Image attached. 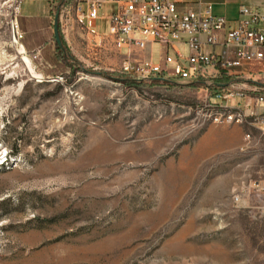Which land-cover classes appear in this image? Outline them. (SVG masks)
I'll use <instances>...</instances> for the list:
<instances>
[{
  "label": "rangeland",
  "instance_id": "1",
  "mask_svg": "<svg viewBox=\"0 0 264 264\" xmlns=\"http://www.w3.org/2000/svg\"><path fill=\"white\" fill-rule=\"evenodd\" d=\"M17 1L0 0V264H264L258 130L206 120L202 88L183 80L114 79L120 56L79 33L63 38L71 65L52 20L27 18L45 0H21L15 43Z\"/></svg>",
  "mask_w": 264,
  "mask_h": 264
},
{
  "label": "built area",
  "instance_id": "2",
  "mask_svg": "<svg viewBox=\"0 0 264 264\" xmlns=\"http://www.w3.org/2000/svg\"><path fill=\"white\" fill-rule=\"evenodd\" d=\"M20 2L15 3L10 19L15 43L24 37L17 22ZM47 2L58 14L64 39L79 33L91 49L117 54L120 72L135 80L177 78L189 87L200 82L206 120L247 123L264 137V113L259 107L264 105V2L238 6L234 21L215 14L211 5L201 0ZM106 3L115 8L107 17L108 30L100 33L96 28L98 10ZM155 43L160 47L157 62L150 57ZM250 139V134H245L240 149ZM252 186L264 195V182ZM262 243L264 246V227Z\"/></svg>",
  "mask_w": 264,
  "mask_h": 264
},
{
  "label": "trees",
  "instance_id": "3",
  "mask_svg": "<svg viewBox=\"0 0 264 264\" xmlns=\"http://www.w3.org/2000/svg\"><path fill=\"white\" fill-rule=\"evenodd\" d=\"M20 16V15H19ZM21 18H26V17H22V16H20ZM27 18H30L31 20H33V21H38V20H40V21H42V22H44L45 23V25L47 24H49L48 23V20L47 19H45V18H41V17H27ZM26 18V19H27ZM58 31H59V28H58ZM52 36H53V34H52ZM59 36H60V39H61V47H59V46H57V44H56V49H57V51L59 52V54L61 55V57H63V58H65V60H69L70 61V64L71 65H74V64H72V57L68 54V52H67V50L65 49V44H64V40H63V37H62V35H61V33H60V31H59ZM120 75L121 76H119V77H114V79H117L118 81H121V82H124V84H126V85H131V86H136V85H138V84H141L142 83V81H144V80H135V79H132V78H130L128 75H126V74H123V73H120ZM151 82H153V83H167V82H170V81H168V80H162V79H159V78H151V79H149ZM172 83V82H171ZM201 83L200 82H194L193 84H190V85H192V86H196V87H198L199 85H200ZM17 150L16 149H10V153H12V154H14L15 152H16Z\"/></svg>",
  "mask_w": 264,
  "mask_h": 264
},
{
  "label": "crops",
  "instance_id": "4",
  "mask_svg": "<svg viewBox=\"0 0 264 264\" xmlns=\"http://www.w3.org/2000/svg\"><path fill=\"white\" fill-rule=\"evenodd\" d=\"M47 2V0H45ZM202 1V0H201ZM205 3H208L211 5L212 10L215 14L225 17L229 21H234L237 15V9L239 5L236 4H230V3H219V2H210V1H202ZM264 2V0H263ZM254 4H263L261 3H254ZM48 10L44 16H41V18H48L51 21V24L53 22V12L51 11L50 4L47 2ZM59 28V27H58ZM264 197V195H262Z\"/></svg>",
  "mask_w": 264,
  "mask_h": 264
},
{
  "label": "water",
  "instance_id": "5",
  "mask_svg": "<svg viewBox=\"0 0 264 264\" xmlns=\"http://www.w3.org/2000/svg\"><path fill=\"white\" fill-rule=\"evenodd\" d=\"M52 34H53V38L57 46L61 47V39L59 36V31H58V14L57 13H55L53 16Z\"/></svg>",
  "mask_w": 264,
  "mask_h": 264
}]
</instances>
